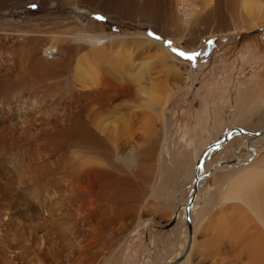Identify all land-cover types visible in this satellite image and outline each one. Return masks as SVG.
Masks as SVG:
<instances>
[{"label":"rangeland","instance_id":"obj_1","mask_svg":"<svg viewBox=\"0 0 264 264\" xmlns=\"http://www.w3.org/2000/svg\"><path fill=\"white\" fill-rule=\"evenodd\" d=\"M179 1L154 0L152 7L146 11L144 10L145 0H83L79 6L72 2L66 4L62 0H0V126L2 127L0 129L4 132L0 136H4L5 131L11 128L15 137L20 134L22 138V141L18 143L19 146L15 148L17 144L13 145V149L9 152L0 150V170H5L7 167L5 171L8 170L9 176H13L24 169L23 166L28 165L29 167L28 169L25 167L23 171L33 172V166H38L40 162H43L39 154H34L38 144L36 139L39 135L31 136L28 131L30 127L26 123V125L18 123L24 129L21 131L15 123L16 120L21 122L37 110L41 112L39 117L51 119L57 114H63L64 110L69 108V104L74 103L73 94L67 91L71 87V81L59 76L65 72L44 79L37 92L25 73L16 78L11 85H2L1 78L3 79L5 72L12 74L18 69L16 64L19 57L18 44L28 43L31 32H40L34 33L37 36L48 31H63L68 28L73 30L72 34L82 35L87 39V41L69 39L72 43L68 40L65 42L69 48L74 45L88 48L91 43L95 46H100L102 43L101 45H108L107 49L113 50L114 44L119 42V38H113L114 36L119 35L127 39L126 41L132 40L133 42L131 36L142 35L149 38L139 39L135 58L137 63L135 64L140 66L142 60H149L151 64L147 61L144 67L148 70L150 66V72H154V76L157 72H162L161 67L165 59L176 61L179 64L178 68L182 76L177 77L171 74L164 82L163 77L166 79V76L161 78L162 72L159 80L157 79L161 81L158 84L172 86V91H174V85L181 84V87L173 92L166 109L169 130L164 148L168 155L166 154L167 157L163 158L166 167L168 166L166 168L167 184L175 185L178 200L184 197L190 189L191 177H193L186 174L184 170L177 169L179 160L183 156H187L189 163H193L191 165L195 167L199 164L197 158L200 155L205 173L210 172L207 168L219 161H231L237 157L243 160L247 152V140L251 136L249 134L264 126V0H254L259 5V11L256 14L259 16L257 26L238 33L220 35L213 33L219 28L225 30L227 26L232 30L246 23V17L249 19L240 7L243 0ZM246 1L253 2V0ZM183 2L193 4L194 10L196 9V13L191 18L192 25H189V33L181 26L184 21L181 11ZM92 4L101 5V10H96V7L91 6ZM256 11L252 9L253 13ZM150 16L153 17V23L147 22L151 21ZM253 16L255 14L250 15V17ZM97 17L102 19H97ZM232 22L238 23L234 26ZM198 29L202 30L201 35L195 31ZM108 36L109 40L106 39ZM66 45L62 47L66 49ZM173 49L184 52L186 55L180 56ZM189 56L192 58H188ZM21 58L19 57V60ZM189 72L190 77H187ZM111 95L115 97L113 93ZM123 100L122 98L114 102ZM138 110L141 111V109ZM136 115L132 122L137 121ZM3 126H7L6 130ZM236 127L241 131L235 130ZM162 133L163 130L158 122H155L153 128L150 127L145 135L137 133L136 146L132 148H138L139 159L143 160L142 163L139 161V169L147 166L151 173L154 172L157 161L156 155L153 156V154L156 153L155 149L158 150L160 147L157 140ZM121 151L127 152V149L123 148ZM256 154L257 156L253 159L250 156L252 160L264 155V145L258 149ZM52 157H48L49 159L45 161V171L40 178L43 176L44 179L45 177L49 180L55 179L59 171L57 168L59 161ZM16 167L19 168L16 169ZM123 171L126 170L123 169ZM212 175L211 173L206 175L208 185L203 187L197 196L196 208L192 213L193 243L187 260L182 264H248L244 252L247 251L245 248L249 245L247 241L252 242L254 237L252 233L255 230L237 221L231 206L215 205L216 200L213 194L216 193L217 188L211 185ZM149 179L142 180L138 173L130 177V182L134 183L132 191L137 193V205L131 200H123L124 204L123 201L121 202L120 206L122 204L124 206H121L122 209L120 207L122 213L119 211L118 219H115L108 229H102L101 237L96 239L99 242L95 250L98 252L93 251V254L97 255V259L94 256V261L91 260L93 264L103 263L120 240L122 249L118 256V264H167L182 249L186 227L180 213L181 205L179 203L171 210L167 204H159L156 209L155 203L154 206L147 202H145L147 204L141 203L140 199L143 200L152 191L150 188L154 180L153 177ZM30 183L27 179L23 180L24 188H20L23 195L22 203L25 200L36 203L35 197L43 195L41 188ZM3 184L4 190H2ZM130 185L128 184L124 193L130 191ZM135 189L142 192L138 193L134 191ZM6 195L8 198L5 197ZM11 196L7 179L1 175L0 210L5 207ZM16 197L19 198L18 194H13L14 200H18ZM125 205L130 207L125 209ZM132 207L133 210H131ZM238 231L239 235L243 234L240 235L243 236L242 243L247 238V232H251L252 238L246 241L245 247L240 243L236 246L232 242V237ZM107 232L110 233L108 237ZM18 255L25 254L19 252ZM18 260L17 258V264H24L28 257L23 258L22 263ZM91 261L90 264H92Z\"/></svg>","mask_w":264,"mask_h":264},{"label":"bare ground","instance_id":"obj_2","mask_svg":"<svg viewBox=\"0 0 264 264\" xmlns=\"http://www.w3.org/2000/svg\"><path fill=\"white\" fill-rule=\"evenodd\" d=\"M62 1L66 4L72 2L77 6L83 2V0ZM153 1L145 0L144 10L148 11V8H151V4L154 3ZM182 4H184L181 10L184 21L180 25L184 31L189 33V25H192L191 18L196 11L193 4L184 2ZM91 6L96 7V10L102 8L98 4ZM240 7L243 9V13L249 17V19L247 17L245 19L243 16L246 23L236 28L232 26V30L228 26L225 30L219 28L212 33L219 35L238 33L259 24V16L256 15L259 11L258 3L254 0L253 2L243 0ZM253 8L257 10L255 13L252 12ZM252 14L255 16L250 17ZM117 17L119 18V16ZM152 18L150 16L151 21L147 22L153 23ZM237 23L232 22L234 26ZM72 31L68 28L63 31H48L37 36L34 33L40 32H31L28 43L18 44V56L21 58L25 54L24 58L19 60L18 57L16 61L18 69L12 74L5 72L2 76L3 79L1 78L2 85H11L16 78L25 73L37 92L44 79L65 72L58 75L71 81V87L67 91L73 94L74 103L69 104V108H66L67 110H64L63 114H57L51 119L39 117L41 112L37 110L28 115L26 119L23 117V121H15L16 125L26 123L31 129H28L31 136L39 135L36 139L38 144L34 154H39L43 162H40L38 166H33L32 163L33 172L23 171L25 167H28L27 165L23 166L24 169H19L20 172H16L13 176H9L8 170L5 171L7 167L5 170H0V174L7 179L9 192L12 195L8 202L6 201L5 207L0 210V264H17V258L21 262L26 257L28 260L24 264H90L93 257L97 256L93 254V251L98 252L95 248L99 241L96 239L101 237L102 229H108L111 227V223L118 219L119 211L122 213L120 207L124 204L123 200H131L136 204L137 193L132 191L134 183L130 182V177H134L137 173L142 177V180L150 177H153L154 180L150 188L151 193L146 195L143 200L140 199L141 203L147 202L153 206L155 203L156 209L159 204H167L171 210L180 203V213L186 227L184 205L191 193V186L185 196L178 200L175 194V185L172 184L173 187L170 188L171 186L167 184L166 168L168 166L166 167L163 159L168 155L164 148L169 130L166 109L173 92L176 88H180L181 84L174 85V91L171 89L172 86L158 84L161 82L158 81V78H162V76H166V79L163 77L164 82L171 74L177 77L182 76L181 70L178 68L179 64L176 61L165 59V63L161 64L163 74L157 72L154 76V72H150V66H148V70L144 67L149 60H147L148 62L139 61L140 66L135 64L137 63L135 58L137 57L138 51L136 52V50L139 39L149 38L142 35L131 36L133 42L132 40L126 41L127 39L119 35L114 36L113 38H119V42L114 44L113 50L109 48L108 50V45H101L102 43L100 46L91 43L88 48L78 45L69 48L65 43L67 40L72 43L69 39L80 41L86 38L82 35L72 34ZM195 31L201 35L202 30ZM106 39L109 40L110 37L108 36ZM85 40L87 41V39ZM64 44L66 49L62 47ZM131 45L134 46L132 51L130 50ZM189 75L190 72L187 77H190ZM67 85H69L68 82ZM122 98L124 99L122 102H114ZM51 114L53 115V113ZM135 115L137 121L132 122L133 117L135 120ZM155 122L161 125L163 133L157 140L160 147L158 146L159 149H155L156 153L153 154V156L156 155L157 165L154 172L151 173L147 166L138 168L139 161L142 163L143 160L139 159L138 148L133 149L132 147L135 145L137 133L145 135L150 127L153 128ZM20 125L18 124L20 130H24ZM6 127H4L5 130ZM262 128L260 127L259 130ZM11 131V128H8L5 135L0 136L1 152L4 150L9 152L13 149V145L17 144L14 146L16 148L22 141L20 134L15 137ZM2 132L3 130L0 129V135ZM249 135L251 136L247 140V152L243 160L237 157L235 160L232 159L233 161H219L207 168L210 172L205 173L201 159L198 160L199 164L195 167L192 166L193 163H189L187 156H183L179 160L177 169L184 170L190 177L195 176L197 187L188 206L190 235L187 250L183 256L178 258L187 241L186 228L182 249L167 264H182L188 258L194 237L192 213L196 208L199 192L208 185V183L206 184L208 178L206 175H210V173L213 174L210 177L211 185L217 188L216 193L213 194L216 200L215 205L231 206L236 220L255 230L252 233L253 238L251 232H247L249 236L247 235L243 243V236H240L243 234L239 235L238 231L232 237V242L236 246L239 243L243 246L246 245L249 238H252V242L247 241L249 245L245 248L247 251L244 252V257L246 255L248 264H264V155L252 160L257 156L258 149L264 145V131L258 135L252 133ZM26 145L28 146V144ZM123 148H126L127 152H122ZM27 153L29 154V152ZM51 156L58 159L59 166L57 168L59 171L56 173L55 179L49 180L46 177L44 179L43 176L40 178L45 171V161ZM24 179L31 182V185H37L42 189L43 195L35 197L36 203L26 200L22 203L23 195L20 188H24ZM132 181L134 182V180ZM14 184L16 185L13 186ZM128 184H131V189L124 193ZM3 186L4 184L2 190H4ZM138 189L134 191L138 192ZM15 193L18 194L19 198L16 197L18 200L13 199ZM5 197L8 198V195ZM122 201L123 204L120 206ZM238 210L239 212H237ZM247 230L249 231V228ZM109 234V232L106 233L107 237ZM117 243L104 262L99 264H118L122 241ZM19 252L25 255H18Z\"/></svg>","mask_w":264,"mask_h":264},{"label":"water","instance_id":"obj_3","mask_svg":"<svg viewBox=\"0 0 264 264\" xmlns=\"http://www.w3.org/2000/svg\"><path fill=\"white\" fill-rule=\"evenodd\" d=\"M236 129H238L239 131H241L239 128L236 127ZM264 131V126L262 129H260L259 131H255V132H251L253 135H258L259 133ZM226 137V135L224 136ZM200 159V156L197 158V161ZM196 161V162H197ZM196 177L194 176L192 181H191V193L188 195V201L185 203L184 205V218H185V222H186V228H187V241L186 244L184 246V248L182 249V251L180 252V254L178 255V258H180L181 256H183L185 254V251L187 250L188 247V243H189V235H190V223H189V217H188V206L191 202V197L194 195L195 190H196ZM177 259V258H176Z\"/></svg>","mask_w":264,"mask_h":264},{"label":"snow or ice","instance_id":"obj_4","mask_svg":"<svg viewBox=\"0 0 264 264\" xmlns=\"http://www.w3.org/2000/svg\"><path fill=\"white\" fill-rule=\"evenodd\" d=\"M97 19H102V18H101V17H97ZM150 35H151V34H150ZM173 51H176L177 54L180 55V56H185V55H186L184 52H180V51H178V50H176V49H173ZM194 55H195V54H194ZM188 58H192V57L189 56Z\"/></svg>","mask_w":264,"mask_h":264},{"label":"crops","instance_id":"obj_5","mask_svg":"<svg viewBox=\"0 0 264 264\" xmlns=\"http://www.w3.org/2000/svg\"><path fill=\"white\" fill-rule=\"evenodd\" d=\"M149 1H151V0H149ZM195 10H196V9H195ZM151 25L153 26V24H151ZM120 34H121V33H120ZM132 48L134 49V46L131 45V47H130V50H131V51L133 50Z\"/></svg>","mask_w":264,"mask_h":264}]
</instances>
